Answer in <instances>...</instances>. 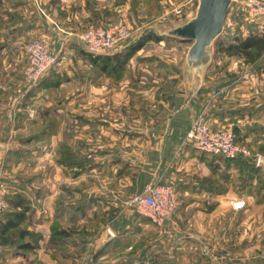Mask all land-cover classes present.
Returning <instances> with one entry per match:
<instances>
[{
    "label": "rangeland",
    "instance_id": "374dc122",
    "mask_svg": "<svg viewBox=\"0 0 264 264\" xmlns=\"http://www.w3.org/2000/svg\"><path fill=\"white\" fill-rule=\"evenodd\" d=\"M34 1L39 3L49 24L48 29L44 30L48 36L40 34L33 40L43 41L49 51L57 56V62L52 67L56 72L53 79L56 84L42 86L35 90L37 92L33 95L35 98L28 97L32 91L27 80L30 61L28 48L33 40L24 46L26 50L22 51L21 58L14 55L10 48L0 52L1 85L13 87L15 76H11L9 72L21 64L20 82L12 88L13 116H17L18 113H27L30 116V120L19 122L13 117L11 125H18L19 131L16 129L9 132L7 139L0 135V191H3L2 188L5 189L7 204L6 209L0 213V219L5 218V213L11 209L8 198H13L17 191L22 190L14 184L15 178L21 179V176L31 168L36 167L35 172L41 171V167L46 164L47 158L43 156L34 158V155L28 152L30 149L38 150V147L29 145L30 139H27L31 135L42 134L45 129H51L56 134L63 129L58 141L66 153L64 160L85 158L83 172L82 165L72 166L67 168L65 176L71 183V178L80 172L78 174L80 180L76 186L68 184L70 188L67 189V193L76 194L69 198L85 200L87 206L83 208L86 213L78 225H71L68 223L70 218L61 220L57 215L51 227V237L48 239L45 232L35 228L32 231L40 234L41 238L35 236L21 238V230L33 226L27 225V222L21 224L9 232L10 240L13 239L15 244H10L14 245L10 249L0 251V264H49V259H52L53 264H61L60 259L65 254L72 258L70 264H96V256L90 246L89 249L83 246L79 250L71 249L69 246L76 241L72 240L75 236L78 240H89L96 236L98 227L105 226L104 221L101 223L102 219L98 221L95 217L92 220L91 215L97 210H93L92 204H88L87 201L95 199L96 196L110 197L112 201L104 200L102 203L109 211H113L117 205L118 207L126 205L128 199L141 191L135 179L132 184L125 186L124 191L115 187L117 171L110 168V163L112 164L115 159L110 151L117 146L123 150L128 149L126 156L131 162L141 156L152 157L153 155L147 151L161 139L159 138L161 133L165 136L163 138L165 142L169 140L171 129L167 131L166 126L171 122H168L169 119L172 120L171 118L175 116V125L178 124L183 129L189 126L187 121L191 116V109L187 107L190 106L188 104H191V100L188 96L192 94L197 95V103H202L203 106L201 105L199 110L202 109L201 112L205 110L206 117L211 104L219 101L228 118L222 127L236 131L238 141L251 151V155L245 157L246 162L253 163L254 170H258V176L264 179V167L259 164L261 159L264 160V56L256 62L246 63L242 57L228 56L225 52L219 51L216 40L209 47L211 58L208 63L200 66L190 65L187 55L193 41L182 42L170 36L168 32L195 17L199 0H46V4L40 0ZM58 7L60 10H55ZM4 23V20H0V28ZM50 25L61 33L60 38L54 37V31L49 33ZM114 25L127 27L130 36L107 53L124 52V58H112L107 66L108 71H105L104 60L96 63L94 58L87 57L83 50L88 49L82 37L90 29ZM250 32L264 33V17H251L244 0H233L224 31L219 38L232 43L234 36L248 35ZM153 35H158L160 39L148 38ZM140 42L143 44L128 57L130 48ZM202 89L211 90L213 96L211 93L199 101ZM171 93L176 95L175 99L164 98ZM28 99H34V102L30 105L24 103ZM64 99L69 101L63 108L64 116L60 120H43L42 115L47 105L50 102L59 104V100ZM177 117L181 119L178 123ZM34 119L38 122L33 121ZM5 124L7 123H0L3 126ZM122 130L140 133L142 139L139 137L129 139L126 135H121L124 132ZM119 131L122 133L119 134ZM124 138L126 142H123ZM9 149H19L22 154L11 155ZM69 151L76 153L72 157ZM208 156L211 157L213 174L232 178L234 174L228 170H220L225 169L226 164L221 166V163L223 161L227 163V160L213 155ZM189 161H186L187 167ZM11 165L14 167L13 170ZM217 165L219 168L216 170ZM120 169L118 173L122 171ZM14 173L21 174L11 178ZM234 176L238 181L244 174L241 173L240 178L237 173ZM22 179L27 181L26 174ZM157 179H163V176H155L150 172L147 183ZM236 183H228L223 188L228 191L234 190ZM75 189L78 190L76 193ZM25 195L28 196L26 192ZM80 201H77L76 205L81 203ZM31 207L35 209L33 207L38 206H34L33 201ZM53 226L71 232L76 231V234L68 240H61L59 236L53 235ZM31 240L38 243L36 249L17 251V242Z\"/></svg>",
    "mask_w": 264,
    "mask_h": 264
},
{
    "label": "crops",
    "instance_id": "0c3cea01",
    "mask_svg": "<svg viewBox=\"0 0 264 264\" xmlns=\"http://www.w3.org/2000/svg\"><path fill=\"white\" fill-rule=\"evenodd\" d=\"M40 1L47 3L46 0ZM55 10H60V7ZM46 17L49 19L48 15ZM0 20L5 22L0 28V52L10 48L14 55L21 58L24 46L29 41L37 38L40 34L48 36L44 30L49 23L37 1L0 0ZM49 33L55 34L56 38L61 37V33L54 30L52 25L49 26ZM19 67L21 64L16 66L14 71L9 72L11 76H15L13 87L20 82ZM9 73L8 76H10ZM13 87L9 88L8 85L0 84V123H7L5 126L0 125V135L6 139L9 132H14L16 129L19 131L18 125H11L13 117L17 122L30 120L27 113H18L17 116H13L14 106L11 96ZM211 93L212 91L209 89H202L198 97L199 101L204 100V97ZM35 94H37L36 91L29 94L28 97L33 98ZM188 97L191 100V104H188L190 106L187 107L191 109V116L187 121L189 126H186L185 129L179 127L180 125L177 124L181 121L179 117H177V125L174 123L175 116L171 118L172 120L169 119L168 122H171L166 125L167 131L171 129L169 140L165 142L163 140L165 136L161 133V137H159L160 134H158L157 137L161 139H156V145L148 147L147 152L153 155L152 157L143 158L141 156L131 162L130 158L126 156L128 149L123 150L117 146L110 151L115 157L112 164L110 163V168L117 171L114 182L117 183L115 187L118 190L124 191L125 186L133 183V179L142 190L147 184L150 172L155 176L162 175L164 182L174 185L178 205L172 216L165 225L158 226L148 217L140 215L126 205L121 207L117 205L113 211H109L102 202L104 200L112 201L111 198L96 196L95 199L87 201L88 204H92L93 210H97L93 211L91 218L93 220L96 217L98 221L102 219L101 223L104 221L106 227L104 225L102 228L98 227L96 236L89 240H78L75 236L72 240L76 241L69 245L71 249L79 250L83 246H87L88 249L91 247L96 256V264H133L137 258L152 259L153 264H212L214 262L219 264H264V179L258 176V170H254L253 163L246 162L245 157L221 163V166L226 164V167L220 170H228L232 175L237 173L239 178L241 173L244 174V177L238 180L239 182L236 181L234 175L231 178L213 174L211 157L208 154H202L192 144L186 142L187 133L193 120L201 112L199 108L202 105V103H197V95L192 94ZM164 98L175 99L176 95L171 93ZM33 100L28 99L24 103L30 105L34 102ZM68 102V99L59 100V104L50 102L42 115L43 120H60L64 116L63 108L67 106ZM227 119L219 101L211 104L208 109L207 121L212 128L225 126ZM33 121L38 122L37 119ZM61 131L56 134L51 129H45L42 134L29 136L27 138L30 139L29 145L37 146L38 150L30 149L28 152L33 154L34 158L40 156L47 158L46 164L41 167V171L35 172L36 167L31 168L30 171L27 170L23 174H26V182L22 179L23 175L21 176L22 180L15 178L21 173H14L15 175L11 177L15 178L14 184L18 189H22L21 191L28 194L27 198L31 206L33 201L34 206H38L33 207L35 209L31 213V223L29 224H33V226L29 227V230H34V228L42 230L47 234V239L51 237V227L57 215L61 217V220L70 218L68 223L71 225H78L86 213L83 208L87 206L85 200L69 198L76 194L68 195L67 193V189L70 188L68 184L76 186L80 179L76 175L71 178V183H69L65 176L68 167L58 162V153L62 148L58 141ZM122 131L124 132L119 131L118 133L126 135L129 139L134 137L142 139L140 133L137 134L129 130ZM125 140L126 138L123 142ZM131 142L134 141L131 140ZM143 151L145 154L146 151ZM8 152L11 155L22 154L19 149H9ZM176 155L178 156L176 157ZM188 160H190V164L187 167L188 162L186 161ZM11 168L13 170V165ZM218 168V165L215 166L216 170ZM119 169L122 170L120 173H118ZM132 170L133 175L131 174ZM232 182H237L234 190L228 191L223 188L224 185ZM72 191L74 190L72 189ZM77 191L75 189V193ZM77 201L81 203L76 205ZM236 201H245V207L240 210L234 209L233 203ZM113 213L116 215H112ZM42 227L43 229H41ZM75 234L76 231L63 240H68ZM47 239H45V243ZM71 259L69 254H65L60 259L61 264H70ZM48 263L53 264L52 259H49Z\"/></svg>",
    "mask_w": 264,
    "mask_h": 264
},
{
    "label": "built area",
    "instance_id": "2783aa9c",
    "mask_svg": "<svg viewBox=\"0 0 264 264\" xmlns=\"http://www.w3.org/2000/svg\"><path fill=\"white\" fill-rule=\"evenodd\" d=\"M245 6L251 17H264V0H244ZM180 13V10L178 11ZM130 36V31L125 26H100L87 31L82 37L87 49L94 54H107L119 43ZM30 61L27 68V80L31 87L52 69L57 62L46 44L41 40H33L28 48ZM206 111L200 112L193 120L186 136V142L202 153L221 156L228 160L240 157H249V148L238 141V135L232 128H212L206 120ZM0 191V213L6 207L4 188ZM178 205L177 194L172 183L163 179L147 183L144 188L126 201V206L134 209L140 215L148 217L158 226L165 225L166 221L175 212ZM245 201H236L233 208L236 210L245 207ZM133 264H153L152 259L137 258ZM219 264V263H212Z\"/></svg>",
    "mask_w": 264,
    "mask_h": 264
},
{
    "label": "trees",
    "instance_id": "16d2710c",
    "mask_svg": "<svg viewBox=\"0 0 264 264\" xmlns=\"http://www.w3.org/2000/svg\"><path fill=\"white\" fill-rule=\"evenodd\" d=\"M148 38H156L160 39V37L157 35H153L152 37ZM184 41V40H180ZM143 43H136L134 47L130 48V53L128 54V57L132 55L133 51L137 50ZM217 44H218V49L219 51L225 52L228 56H238L244 58L246 63H253L258 61L261 57L264 56V33H254L250 32L248 35H236L233 38L232 43H228L226 40L223 38H218L217 39ZM87 57L89 58H94V62L98 63L100 60H104V67L103 69L105 71L107 70V66L109 64V61L112 58H124V52L122 54L115 53V54H94L92 52L85 51L83 50ZM127 51V50H126ZM118 66V65H117ZM120 69V67H117ZM54 69L52 68L40 81L37 85L32 86L30 89H32L31 92H34L36 89L45 86L50 83H55L56 81L53 82L54 76L56 75L53 71ZM31 92L29 94H31ZM28 94V96H29ZM202 110V109H201ZM208 116V115H207ZM66 150V149H65ZM70 156H74L76 151H69ZM65 151L64 149H61L59 152V158L58 162L60 164H63L65 166L72 167V166H79L82 169L81 172L84 170V161L85 158L83 157L82 159H68L64 160L65 156ZM215 157H220L221 156H215ZM225 159V158H224ZM227 161H230L228 159H225ZM80 172H77V175ZM8 198V197H7ZM11 202V209L9 212H6L5 218L3 217L0 219V251H5L10 247L12 248L13 246H10V244H15L14 240H10V233L12 230L18 228L21 224L27 222V225H29L31 222V213L33 211L30 201L25 195L24 191H17L15 193V196L11 199L8 198ZM53 235H57L63 240L64 238L71 236L72 232L68 229H64L61 227H55L53 226ZM54 235V236H55ZM40 237V234L35 233L32 230H29V228H24L21 230V238L25 237ZM53 236V237H54ZM38 246V243L34 240L31 241H26V242H17V251L22 252V251H32L36 249Z\"/></svg>",
    "mask_w": 264,
    "mask_h": 264
},
{
    "label": "water",
    "instance_id": "95a60500",
    "mask_svg": "<svg viewBox=\"0 0 264 264\" xmlns=\"http://www.w3.org/2000/svg\"><path fill=\"white\" fill-rule=\"evenodd\" d=\"M233 0H199L195 17L172 28L168 34L184 41H193L187 55L190 65L200 66L210 61L209 47L224 31ZM264 166V160H260Z\"/></svg>",
    "mask_w": 264,
    "mask_h": 264
}]
</instances>
